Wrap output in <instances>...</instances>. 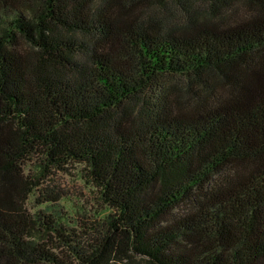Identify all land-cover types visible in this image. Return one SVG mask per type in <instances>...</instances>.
I'll list each match as a JSON object with an SVG mask.
<instances>
[{"label":"trees","instance_id":"trees-1","mask_svg":"<svg viewBox=\"0 0 264 264\" xmlns=\"http://www.w3.org/2000/svg\"><path fill=\"white\" fill-rule=\"evenodd\" d=\"M0 264H264V0H0Z\"/></svg>","mask_w":264,"mask_h":264},{"label":"rangeland","instance_id":"rangeland-1","mask_svg":"<svg viewBox=\"0 0 264 264\" xmlns=\"http://www.w3.org/2000/svg\"><path fill=\"white\" fill-rule=\"evenodd\" d=\"M38 159L24 160V174H34ZM40 185L28 196L24 207L35 213L49 203H42L47 196L44 193L58 194L60 209L73 220L102 221L114 213V208L103 202L100 192L85 175L84 166L80 163L68 162L60 167H52L40 179Z\"/></svg>","mask_w":264,"mask_h":264}]
</instances>
